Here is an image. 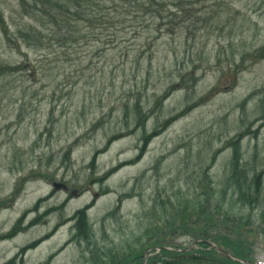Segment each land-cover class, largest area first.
<instances>
[{"label":"rangeland","instance_id":"374dc122","mask_svg":"<svg viewBox=\"0 0 264 264\" xmlns=\"http://www.w3.org/2000/svg\"><path fill=\"white\" fill-rule=\"evenodd\" d=\"M239 1L232 31L206 24L140 57H93L80 44L30 53L37 79L0 83V264H101L136 246L141 226L186 249L194 241L180 229L195 213L152 217L180 193L207 199L218 223L232 209L231 225L242 218L254 232L237 229L250 244L245 262L264 264V50L246 57L264 49V0ZM17 4L0 0L12 26L23 22ZM0 58L22 56L0 43ZM234 159L249 183L261 181L254 205L232 197Z\"/></svg>","mask_w":264,"mask_h":264},{"label":"trees","instance_id":"16d2710c","mask_svg":"<svg viewBox=\"0 0 264 264\" xmlns=\"http://www.w3.org/2000/svg\"><path fill=\"white\" fill-rule=\"evenodd\" d=\"M239 2V0H18L17 14L23 21L21 24L12 26L0 9V43L22 56V59L10 63L0 58V83L10 85L21 80L27 82L25 78L28 77L33 81L37 79L41 71L29 59L30 53L43 56L57 50H69L80 44L88 46L93 57L98 54L106 57L114 51L127 57L134 54L140 57L147 51H152V44L161 38L184 36L188 41L190 36L196 35L200 26L206 24L232 26V31L235 22H238V17L233 13L237 14L235 11ZM208 3H212L209 11L206 10ZM142 42L144 43L141 44ZM90 43L95 44L91 46ZM147 48L148 50H145ZM263 50L247 53L246 57L258 59L259 53L261 55ZM184 79L181 78V83ZM176 86L173 85L163 98L168 97ZM142 123L139 114L136 125L139 127ZM240 165V160L234 159L235 169L229 178L228 187L233 189L232 197L235 201L243 206H251L258 201L261 194V181L256 177L255 181L249 183L246 170L239 169ZM179 195L167 196L165 202L155 205L156 213L152 217H157L168 224L171 210L186 220L187 216L195 213L193 217L195 216L196 222H193L192 226L203 223L204 230L192 231L191 224L185 222L180 230L191 231L184 235L194 242L212 241L228 255L204 242L200 243L199 249L196 250L170 251L169 248L181 251L185 248L163 241L162 238L167 234L154 232V235H150L151 229H144L141 226L137 235L134 233L136 246L129 248V244L122 256L120 253L105 252L101 264H242L239 261L248 259L250 244L246 239V242H243L244 237L237 230L246 229L242 218H239L238 226H232L231 222L235 221L234 217L237 215L230 209L221 213L225 217L224 220H231L230 224L224 220L218 223L212 209L208 210L210 205L205 209L207 203L209 204L207 199L199 202L198 196L195 198L187 194L182 201ZM208 197L210 199L215 197V192L212 190ZM216 210L221 209L217 207ZM247 233L254 234L253 230Z\"/></svg>","mask_w":264,"mask_h":264},{"label":"water","instance_id":"95a60500","mask_svg":"<svg viewBox=\"0 0 264 264\" xmlns=\"http://www.w3.org/2000/svg\"><path fill=\"white\" fill-rule=\"evenodd\" d=\"M202 242H204V243H206V244H208V245H210V246L216 248L218 251L224 253L225 255H228L227 252H225V251H223L222 249H220V248L214 246V245L211 244V242H209V241H196V242H194L190 247H188V248H186L185 250H182V251H181V250H173V249H170V248H169V250H170V251H176V252H188V251L193 250L197 245H199V244L202 243ZM160 250H162V249H158V251H160ZM238 261H239V260H238ZM239 262L242 263V264H244V263H248V262H245V261H239ZM248 264H251V263L249 262Z\"/></svg>","mask_w":264,"mask_h":264}]
</instances>
